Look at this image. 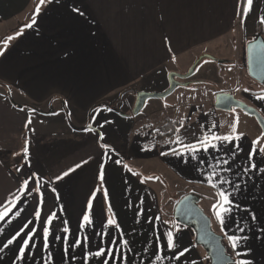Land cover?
Masks as SVG:
<instances>
[{"label": "crops", "instance_id": "crops-1", "mask_svg": "<svg viewBox=\"0 0 264 264\" xmlns=\"http://www.w3.org/2000/svg\"><path fill=\"white\" fill-rule=\"evenodd\" d=\"M259 36L264 0L250 9L246 0H0V264H209L194 234L163 209L162 182L148 184L140 171L155 159L184 196L202 191L235 264H264L257 126L207 145L168 148L163 139L166 150L146 161L132 119L112 110L123 98L134 107L138 93L165 92L171 73L187 74L210 55L217 61H201L200 77L185 82L202 88L215 77L227 86L213 95L214 108L217 94L232 93L264 117V86L249 76L246 50ZM229 41L241 49L234 54ZM226 68L242 71L237 88L222 77ZM224 136L239 139H213ZM221 192L232 201L223 224Z\"/></svg>", "mask_w": 264, "mask_h": 264}, {"label": "rangeland", "instance_id": "rangeland-1", "mask_svg": "<svg viewBox=\"0 0 264 264\" xmlns=\"http://www.w3.org/2000/svg\"><path fill=\"white\" fill-rule=\"evenodd\" d=\"M228 48L235 54L237 50L241 49V46L237 41L234 43L229 41ZM226 70L222 77L227 80L229 86L237 88V76L242 77V71L238 70V68L231 72L228 71V68ZM199 72L192 78L198 79L200 77ZM207 78L211 81L205 87L196 88L193 85L178 87L170 96L164 99H149L144 109L138 115L134 114L135 106L121 103L122 101L125 102V98L119 104L117 103L112 107L113 111L124 116H129L132 119L129 124L132 126V129L138 132V136L142 138L140 141L144 148L143 156L146 161H153L162 151L166 150V146L170 148L190 141H203L213 135H220L218 133L221 132L225 134H250L257 126L256 130H259L260 136L264 139L262 130L255 118L248 116L238 109L228 113L217 111L214 108L213 95L219 89H225L224 87L227 85L220 86V83L217 82L215 77L213 79L210 75ZM256 86L260 88L264 85L258 84ZM247 88L248 86L245 87L243 85L242 91ZM152 91L155 92L151 93L157 94L164 92ZM198 92L201 93L198 94ZM208 95L210 97L209 102H207ZM183 113L190 114L186 117L182 115ZM174 118H178V123H175L173 126L169 125V122L171 123V120ZM205 130L209 131V133H204ZM159 137H162V139ZM163 139H166L164 140V142H167L166 146L163 145L164 143H160V140L162 141ZM122 147L124 150L129 151V145L123 144ZM138 165L140 166V171L144 173L148 184L162 182L163 188L165 189L163 192V209L167 210L170 218L173 219L174 208L177 202L186 194L185 191L181 187L176 188L170 180L168 182L161 178V172H159L161 166L156 159L153 161L152 166H148L143 162ZM199 193L202 194V191L196 189L189 191V194H194L201 199ZM200 205L210 216V211L205 207L203 200Z\"/></svg>", "mask_w": 264, "mask_h": 264}, {"label": "water", "instance_id": "water-1", "mask_svg": "<svg viewBox=\"0 0 264 264\" xmlns=\"http://www.w3.org/2000/svg\"><path fill=\"white\" fill-rule=\"evenodd\" d=\"M246 50L249 76L257 83L264 85V38L259 36L257 39L250 41ZM205 59L217 61L213 56L204 55L195 62L187 74L171 73L167 91L161 94L138 93L134 114L138 115L149 99H164L170 96L178 87H188L190 83L185 81L195 75L199 64ZM215 108L218 111L228 113L235 109L243 111L257 120L264 135V117L262 114L256 108L236 99L232 93L217 94ZM200 204L201 199L194 194H188L181 198L174 210L175 223L194 234L195 244L205 252L209 264H235L236 260L229 254L224 236L214 230L211 217L203 210Z\"/></svg>", "mask_w": 264, "mask_h": 264}, {"label": "snow or ice", "instance_id": "snow-or-ice-1", "mask_svg": "<svg viewBox=\"0 0 264 264\" xmlns=\"http://www.w3.org/2000/svg\"><path fill=\"white\" fill-rule=\"evenodd\" d=\"M252 2H253V0H246V4H247L248 9L251 8ZM41 3H43V0H41ZM37 11H39V9H37ZM213 139H215V140H223L226 143H232V141L234 139H239V136H236V137H233V136L214 137ZM202 143H204L205 145H207L208 141L205 140ZM253 143L254 144H258L259 143V140L254 141ZM212 147L215 148L216 145L215 144H212ZM234 148L237 149V150H239V151H243V149H241L238 144L234 145ZM259 151L260 152H264V148H260ZM254 154H255V150H252V151L249 152V156L250 157L252 155H254ZM224 163H228V161L225 160ZM250 167H253L254 168L255 165L254 164H250ZM65 175H67V173H65ZM100 179L101 180L104 179V175H103V171L102 170H101V173H100ZM226 182H228V181H226ZM105 195H107L106 191H105ZM219 195L221 197V205H220L221 211H217L216 212V215L220 219L221 224H223L224 223V215H222V213L227 214L230 211V207L229 206L231 205L232 201L229 198V194H227L225 192H221ZM83 220H84L85 224L88 225V226H90L92 224V219H91V216L90 215L83 216ZM108 222H109V224H112V225H115L116 224V221L115 220H109ZM45 234L47 235V232ZM168 237H169V239H168L169 246L174 247L175 245L173 243L171 233L168 234ZM228 240L231 242L233 248H236L237 247L238 240H239L238 237H236L235 235H231V236H228ZM9 243H12V241L10 240ZM125 244H127V241H125ZM5 246H7V245H5ZM21 255H23V249H21ZM95 255H97V256H104L105 255V252L103 250H100V251H97L95 253ZM240 264H247V261H243L242 260V261H240Z\"/></svg>", "mask_w": 264, "mask_h": 264}, {"label": "trees", "instance_id": "trees-1", "mask_svg": "<svg viewBox=\"0 0 264 264\" xmlns=\"http://www.w3.org/2000/svg\"><path fill=\"white\" fill-rule=\"evenodd\" d=\"M176 207V206H175ZM174 210H175V208H174ZM174 219V218H173Z\"/></svg>", "mask_w": 264, "mask_h": 264}]
</instances>
